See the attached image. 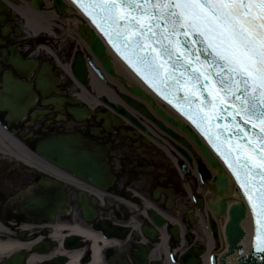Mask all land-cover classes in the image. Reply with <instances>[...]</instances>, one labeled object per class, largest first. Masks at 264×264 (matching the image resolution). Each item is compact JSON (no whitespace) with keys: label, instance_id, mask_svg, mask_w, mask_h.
Wrapping results in <instances>:
<instances>
[{"label":"flooded vegetation","instance_id":"af4514ba","mask_svg":"<svg viewBox=\"0 0 264 264\" xmlns=\"http://www.w3.org/2000/svg\"><path fill=\"white\" fill-rule=\"evenodd\" d=\"M17 7L23 15L12 7L0 14L3 17L0 20V243L24 246L0 250V264H65L70 262L73 252H80L76 264H90L92 241L79 234L84 246L71 247L67 242L73 235L69 228L77 224L104 234V222L108 226H122L129 216H122V205L117 199L132 198L130 190L150 195L181 226L170 228L174 231L169 234L171 242L149 245L152 260L165 262L170 247L180 256L190 248L191 241L201 249L200 232L194 224L197 219L191 221L188 215L190 201L185 188L188 178H181L170 157L141 127L122 115V95L114 85L100 82L90 72L82 80L73 74L80 49L64 38L53 44L46 36L31 34L25 25L26 18L34 15L33 10L21 3ZM41 43H48L57 58L44 50ZM14 82L23 85L24 92L18 98L9 94L17 88ZM13 105L26 109L15 113ZM71 137H80L81 144L76 146ZM52 138L58 139L56 147L98 149L97 156L91 159L102 170L107 167L108 174L114 177L112 184L102 189L78 178L68 163L64 166L39 156L37 162L30 164L1 155L16 146L36 154ZM77 166L79 171L89 174L88 167ZM43 177L62 185L68 196V213H56L46 219L32 217L25 210L23 199L32 195V188ZM81 192L96 211L93 222L83 216ZM98 193L104 196L100 198ZM54 225L62 226L58 236ZM129 228L128 239L120 241L115 249H104L103 264H111L110 259L116 255L129 261L135 247L132 239L136 237V232Z\"/></svg>","mask_w":264,"mask_h":264},{"label":"snow or ice","instance_id":"6c2138e0","mask_svg":"<svg viewBox=\"0 0 264 264\" xmlns=\"http://www.w3.org/2000/svg\"><path fill=\"white\" fill-rule=\"evenodd\" d=\"M72 2L92 5L84 11L122 57L166 99L189 105L183 114L198 127L217 104L233 109V135L250 138L246 150L237 145L243 161L229 167L250 201L255 195L262 238L253 247L264 253V0Z\"/></svg>","mask_w":264,"mask_h":264},{"label":"water","instance_id":"95a60500","mask_svg":"<svg viewBox=\"0 0 264 264\" xmlns=\"http://www.w3.org/2000/svg\"><path fill=\"white\" fill-rule=\"evenodd\" d=\"M38 2H40V0H32V4L36 7H39ZM54 2L58 12L62 13L63 5H64L63 0H55ZM86 9H89V7H86ZM80 34L83 38H85L89 42L92 51L95 53L97 57L101 59V62L104 65V67L108 71L113 72V69L110 66V60L106 56V46L103 43V41L100 39V37L95 33V31L92 28H86L85 26L81 25ZM115 47L118 49L120 46L119 44H117ZM129 89L132 94L141 95L143 98L147 99L158 114L163 116L166 120H168L170 123L175 125L178 129L186 132L191 137V139L199 146V149L207 158V161L210 163V165H212L213 167H217L219 172L221 173L224 172V169L220 165L219 161L213 156L210 150L200 140L199 136L193 131V129L190 126L185 124L184 121L175 120L173 117L166 114V112H164V110L155 103L154 98L150 96L148 93H146L142 88L130 87ZM197 95H199V93ZM169 97L174 103L177 104L176 99H174L172 96ZM134 105L136 107L142 108L143 111L147 112L145 107L137 105L136 103H134ZM178 107L179 109L184 110L186 108L189 109L190 106L181 103L178 105ZM191 107H195V105H192ZM210 112H213V110L206 108L203 109V113H210ZM236 119H239V117H236ZM159 125L162 128H164L161 122H159ZM212 125L215 127L219 126L220 128L219 127L211 128ZM200 128L202 132L208 137V139L211 133L213 132L217 133L215 131L216 129L220 130L219 133L221 134L220 136L221 140L219 141L218 144L216 143L215 145L214 144L213 145L218 147L219 152L221 153L222 157L226 160L227 163L229 162L233 163V161L236 159L237 156H240L241 162L243 161V150H237V145H245V150H246V139L250 138V134L249 137H245L243 134H241L240 136L233 135V133L237 130V126L233 119V109L230 106H223L217 104L216 108L214 109V113L212 114V119L206 121L203 125L200 126ZM167 131L173 134L175 137H177L176 134H174L171 130H167ZM182 142L186 145H189L186 142V140H182ZM232 168L234 169V166ZM203 171L205 173V176L209 178L210 175L204 169V167H203ZM258 179L259 178H257V180ZM214 184L216 186V194L220 193L223 190H226L228 187L227 179L224 175L216 176L214 178ZM249 203L251 207L253 204L257 203L254 194L252 200L251 201L249 200ZM211 207L216 211L218 210V205L214 202H211ZM226 207H227L226 201L221 200L218 214L219 215L224 214L226 211ZM245 216H246V206L243 203L235 204L230 210V220L226 227V234L228 237V242L230 247L227 254L222 258L221 264H264V253L257 252L255 248L252 249V251L248 256L243 257L241 255V246L247 244L251 233V232L243 231L244 230L243 225H246L248 219H250L248 215L246 217ZM243 218L245 219L242 221ZM256 221L258 226L256 243L257 245H259L262 236L260 233V223L258 216L256 217ZM240 222L243 229L240 226ZM239 241H241L240 244ZM183 261L186 264H195L193 260L189 259V256H186Z\"/></svg>","mask_w":264,"mask_h":264},{"label":"bare ground","instance_id":"6f19581e","mask_svg":"<svg viewBox=\"0 0 264 264\" xmlns=\"http://www.w3.org/2000/svg\"><path fill=\"white\" fill-rule=\"evenodd\" d=\"M66 2V1H65ZM66 5H67V12L69 14L72 15L71 18L69 19H65V22L67 24L69 23H73L74 26H78L79 24L83 23L85 24L86 26H89L87 24V22L78 14V12L69 4L66 2ZM47 15H49L47 13ZM51 17H53L54 19H56L55 15L53 13L50 14ZM49 17V16H48ZM38 22L37 21H31L30 22V25L33 27V28H36L35 25H37ZM44 30H48L49 29V26L47 27H44L42 28ZM37 31V30H35ZM114 64H115V67L116 69L118 70V72L120 74H122V76L124 77V83L125 85H133V86H141V83L139 82L138 79H136L132 73L123 65L121 64L116 58H114ZM156 102L170 115H172L173 117L175 118H178V116L173 112L171 111L168 107H166L165 105H163L161 102H159L158 100H156ZM167 126H170L169 124H167ZM170 128H172L175 132H177L181 137H184L186 138L192 145L191 147H188L186 148L187 152L194 158H195V155H199L201 158V160L207 165L208 169L211 171V173L213 175H216L217 174V170L213 167H211L207 162H206V159L205 157L200 153V151L198 150V148L196 146L193 145L191 139L184 133V132H180V130H178L176 127L174 126H170ZM174 143L177 144V145H180L181 144L179 143L178 140H175L174 139ZM196 162V166L198 164V160H195ZM192 165V163H191ZM193 166H195L193 164ZM194 173L197 174V167H194ZM227 175V173H226ZM227 178H228V181H229V188H228V191L226 193L223 194V198L227 201V211L226 213L224 214V216L220 217V218H217V222L220 226V241L223 242V244L226 243V237H225V226L229 220V210H230V207L237 203V202H240L242 201V197L240 195V193H238L236 190H235V185L231 179V177L229 175H227ZM212 190L213 188H209L208 189V193H212ZM146 209H151L153 208V205L146 201V206H145ZM146 211V210H145ZM208 213H209V216H212L213 218H216V215H212L210 214L209 210H208ZM142 214H145V212H143ZM244 227V231L245 232H251L252 230V223H251V219H248L246 225H243ZM54 231L56 233V235L58 236L62 230V226L60 225H54ZM71 230L73 232H76L78 234H84V235H87L89 236L90 238L92 239H97V235L95 234H91V233H88L86 231H83L80 229V227L78 226H72L71 227ZM209 234V233H208ZM105 241V240H104ZM12 246H17L18 248H22L24 245L23 244H17V243H0V250H5V249H8V248H11ZM208 247L211 249L213 247V241L212 239L210 238L208 240ZM76 253L72 254V259L75 260L77 254L75 255ZM73 260H72V263L70 264H74L73 263ZM94 261H95V264L99 263V255H98V251L97 249L95 248L94 250Z\"/></svg>","mask_w":264,"mask_h":264},{"label":"rangeland","instance_id":"374dc122","mask_svg":"<svg viewBox=\"0 0 264 264\" xmlns=\"http://www.w3.org/2000/svg\"><path fill=\"white\" fill-rule=\"evenodd\" d=\"M71 27V26H70ZM72 28V27H71ZM190 174H191V176H194L191 172H189ZM194 179H195V177H194ZM196 180V182L198 183V181H197V179H195ZM199 184V183H198Z\"/></svg>","mask_w":264,"mask_h":264}]
</instances>
